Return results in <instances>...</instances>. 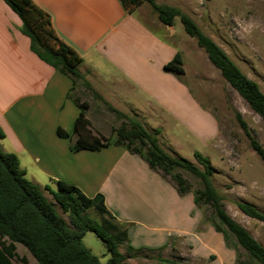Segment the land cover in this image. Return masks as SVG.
<instances>
[{
  "label": "crops",
  "instance_id": "crops-1",
  "mask_svg": "<svg viewBox=\"0 0 264 264\" xmlns=\"http://www.w3.org/2000/svg\"><path fill=\"white\" fill-rule=\"evenodd\" d=\"M34 1L51 14L60 37L82 55L80 70L90 72L88 82L104 103L157 130L160 143L171 150L178 151L181 144L174 129L211 147L219 123L184 78L191 49L183 45L187 37L176 32L175 24H152L138 9L129 13L121 0ZM21 29L18 14L0 0V128L5 133L0 140L9 147H2L5 151L18 155L26 176L43 188H57V181L64 180L88 197L102 193L115 221L127 231L123 251L119 249L126 254L128 246L134 248L128 258L132 264H141L138 255L144 251L156 253L157 259L181 243L193 257L216 255L217 264L232 257L223 234L203 222L194 194H180L141 155L115 144L71 150L80 114L75 96H68L72 79L40 58ZM199 49L192 52L201 59ZM178 51L184 76L164 69ZM86 116L94 132L111 138L93 124L88 110ZM58 130L70 136L62 137Z\"/></svg>",
  "mask_w": 264,
  "mask_h": 264
},
{
  "label": "trees",
  "instance_id": "trees-1",
  "mask_svg": "<svg viewBox=\"0 0 264 264\" xmlns=\"http://www.w3.org/2000/svg\"><path fill=\"white\" fill-rule=\"evenodd\" d=\"M4 1L22 20L21 31L30 38L33 51L68 75L72 79L73 90L76 81L84 78L80 70L84 59L60 37L51 14L34 0ZM121 2L129 13L147 2L157 13L159 20L167 26L174 25L175 18L179 17L185 31L196 38L211 63L264 119V92L259 84L244 73L212 37L203 33L191 16L178 7L159 4L156 0ZM183 63L182 53L178 51L164 65V69L182 76L185 73ZM87 86L92 89L89 82ZM95 95L101 98L96 91ZM68 96L71 97V92ZM73 101L80 108V114L74 125L72 151L100 150L111 144L124 146L128 151L141 155L153 169L169 178L182 195L191 192L192 184L180 169L191 171L205 184L204 189L195 191V203L198 206L201 202L210 204L213 209L210 221L215 229L224 235L226 242L233 235L236 247H243L260 264H264V246L225 210L211 181L213 166L208 156L199 151L194 152L196 159L204 167L202 170L191 160L170 154L162 147L157 130L147 129L135 116L122 113L107 104L122 119L120 125L114 128L116 138L112 141L111 138L94 132L92 123L86 116L89 102L82 101L78 96L73 97ZM236 115L251 146L264 161V147L251 135L241 113L237 112ZM58 133L65 138L70 136L61 130ZM4 137L5 133L0 128V139ZM47 192L52 195L53 200L48 197ZM238 205L247 215L264 220V213L253 204L239 202ZM58 208L67 214L68 219ZM90 208L99 212V220L95 221L86 214ZM88 231H93L105 243L110 253L105 264H132L128 258L134 248L128 246L127 251L130 254H124L119 249L120 244L128 239L127 231L115 221L105 205L102 193L88 197L78 186L64 180L57 181V188L50 185L43 188L26 176V170L20 165L18 155L5 151L0 144V264L28 263L27 257L18 253V244L24 246L38 264H104L83 243V237ZM164 262L167 259L158 257L154 264Z\"/></svg>",
  "mask_w": 264,
  "mask_h": 264
},
{
  "label": "rangeland",
  "instance_id": "rangeland-1",
  "mask_svg": "<svg viewBox=\"0 0 264 264\" xmlns=\"http://www.w3.org/2000/svg\"><path fill=\"white\" fill-rule=\"evenodd\" d=\"M159 4H166L180 8L198 24L201 31L212 37L239 65L250 78L255 80L264 92V0H156ZM145 18L152 24H162L157 13L144 2L139 8ZM176 32L187 37L183 42L189 48L186 52L185 65L186 82L190 85L197 98L216 116L220 132L211 147L205 140L194 137L186 138V132L177 129L172 133L177 137L180 147L178 151L171 150L167 143L162 147L172 155H179L191 160L200 169L203 165L196 159L194 152L199 151L208 156L213 166L211 181L216 189L227 213L264 246V220L251 217L239 208V202H249L264 213V161L250 144V140L237 118L240 112L248 129L264 147V119L254 111L248 102L234 89L221 75L208 58L206 51L199 46L195 37L190 36L179 19L174 21ZM192 38V39H191ZM203 50L201 59L193 50ZM83 72V79L76 81L72 95L78 96L82 101L90 104L88 116L96 127L102 129L107 135L116 138L114 128L119 126L121 120L115 111L95 95L87 86L88 76ZM92 73V71H91ZM142 118V117H141ZM142 124L146 126L145 122ZM147 127V126H146ZM5 149L9 147L0 140ZM183 175L191 182V193L204 189L203 180L191 171L181 168ZM167 178V177H164ZM48 197L53 200L51 194ZM199 207L203 214V222H211L213 209L208 203L201 202ZM59 212L66 218L67 214L60 208ZM86 214L93 220L100 219L95 208L87 210ZM224 236V235H223ZM84 245L102 263H106L110 253L101 238L93 231H88L83 238ZM232 257H223V264H260L243 247L235 246L232 235L226 242ZM179 249L170 252L158 253L157 256L167 259L163 264H217L216 255L208 259L193 257L185 244H178ZM120 249L123 251L122 246ZM21 256H26L27 264H38L36 259L21 244L17 245ZM126 254H130L126 250ZM183 254V255H182ZM156 253L142 252L139 254L141 264H154L158 261ZM143 257H149L143 260ZM18 264H24L18 262Z\"/></svg>",
  "mask_w": 264,
  "mask_h": 264
}]
</instances>
